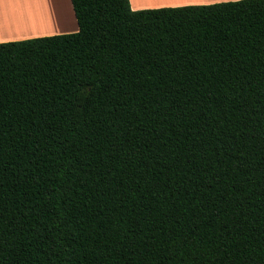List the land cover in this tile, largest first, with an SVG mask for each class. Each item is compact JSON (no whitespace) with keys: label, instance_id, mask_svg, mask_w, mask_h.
<instances>
[{"label":"trees","instance_id":"trees-1","mask_svg":"<svg viewBox=\"0 0 264 264\" xmlns=\"http://www.w3.org/2000/svg\"><path fill=\"white\" fill-rule=\"evenodd\" d=\"M0 42V264H264V0H71Z\"/></svg>","mask_w":264,"mask_h":264},{"label":"crops","instance_id":"crops-1","mask_svg":"<svg viewBox=\"0 0 264 264\" xmlns=\"http://www.w3.org/2000/svg\"><path fill=\"white\" fill-rule=\"evenodd\" d=\"M42 9L44 26H51L45 33L30 31L25 24L26 0H0V42L15 41L46 35L70 33L78 30L71 0H31ZM228 0H160L158 3H143L130 0L132 9L152 8L161 6H179L186 4H206ZM67 18V19H66ZM63 22L62 24H59ZM18 23V24H17ZM62 28V29H60ZM57 30V31H56Z\"/></svg>","mask_w":264,"mask_h":264},{"label":"bare ground","instance_id":"bare-ground-1","mask_svg":"<svg viewBox=\"0 0 264 264\" xmlns=\"http://www.w3.org/2000/svg\"><path fill=\"white\" fill-rule=\"evenodd\" d=\"M26 4L28 9L26 11L25 24L30 27L29 29H32L33 27L40 25L42 21H44V17L42 9H40L35 1L26 0Z\"/></svg>","mask_w":264,"mask_h":264},{"label":"rangeland","instance_id":"rangeland-1","mask_svg":"<svg viewBox=\"0 0 264 264\" xmlns=\"http://www.w3.org/2000/svg\"><path fill=\"white\" fill-rule=\"evenodd\" d=\"M137 1H140V2H142L141 4H143V3H158L157 1H160V0H137ZM42 23L40 25H37L36 27H33L32 29H30V31L36 32V33H45L46 31H51V30H48V28L51 26H49V25L44 26ZM59 24H62V28H63V22H60ZM62 28H60V29H62Z\"/></svg>","mask_w":264,"mask_h":264}]
</instances>
